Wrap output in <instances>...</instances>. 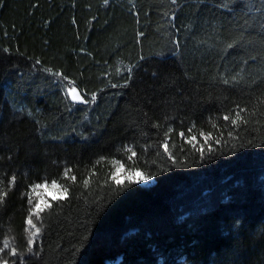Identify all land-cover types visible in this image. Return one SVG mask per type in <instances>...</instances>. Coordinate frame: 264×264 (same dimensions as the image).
Masks as SVG:
<instances>
[{"label":"trees","instance_id":"1","mask_svg":"<svg viewBox=\"0 0 264 264\" xmlns=\"http://www.w3.org/2000/svg\"><path fill=\"white\" fill-rule=\"evenodd\" d=\"M0 180L25 264H264V0H0Z\"/></svg>","mask_w":264,"mask_h":264},{"label":"snow or ice","instance_id":"2","mask_svg":"<svg viewBox=\"0 0 264 264\" xmlns=\"http://www.w3.org/2000/svg\"><path fill=\"white\" fill-rule=\"evenodd\" d=\"M105 3H107V0H105ZM172 3H176V0H172ZM231 46L232 45H229V47H231ZM128 71H129V73H131L132 69L129 68ZM55 75L61 76L60 73H55ZM129 79H130V77H129ZM225 82L227 83V81H225ZM69 83L71 86L68 88L67 95L71 97L73 102H79V103H84V104L90 102V101L86 100L80 92L77 91L76 86L72 82H69ZM112 86L117 87L118 85L113 84ZM95 99H96V96L93 95L91 97V101L94 102ZM243 111H244V109H241L240 112L236 113L235 119H231V123L233 125L238 126L239 123H247V121L244 120V118L240 114ZM224 119L229 120L230 117L226 115L224 117ZM180 135L183 137L184 133H180ZM201 135L204 136L205 142H207L208 139L211 138L210 134L201 133ZM195 139H196V137L192 136V137L187 139V142L192 143V141H194ZM163 147H164L165 152H168V145H167L166 141H165ZM128 151L131 152V156L129 157V159L136 156V152L133 151L131 148H129ZM169 156L171 158V153H169ZM113 163L117 164L118 167H116L115 172L112 174V179L115 181L116 184L119 185L122 183V181L119 178L118 174L121 172L124 165L120 164L119 161H114ZM69 172H71V169H67L64 172V178H69ZM132 175L139 176L141 174L139 172H135V173H132ZM70 178L72 181L76 180L75 176H71ZM15 180H16V177H15V175H13L9 181V184H8L9 190H11L14 187ZM83 183H84V186L87 187L89 180L85 179L83 181ZM2 184H3V181L0 180V185H2ZM48 187H49V185L47 183L35 184L32 186L31 192L27 194L28 198H29L28 203H29L30 207H29V215L26 217V220H25V223L27 225L25 231L28 234V236H27V251L29 253L33 252V246L36 244V241H37V239L40 236L41 231H42L41 227H38L37 224L34 222L33 217H35L37 221L41 220L40 214L45 211V207H47L49 209L52 207V204L48 203L43 198H40L35 203H33L32 195L34 193H36V191L38 189H46ZM50 187L52 189H62L61 196H65L68 193V188L59 184L55 180H53L51 182ZM7 195H8V192L4 191L3 188L0 187V205H2L5 202ZM6 250L8 251L9 256L19 258V264H25V260L22 256L19 255V252H18L17 248L15 247L13 240L3 239L2 246H0V254L4 253ZM36 254L38 255L39 253L37 252ZM0 264H17V261L16 260L10 261L8 258L0 256Z\"/></svg>","mask_w":264,"mask_h":264},{"label":"rangeland","instance_id":"3","mask_svg":"<svg viewBox=\"0 0 264 264\" xmlns=\"http://www.w3.org/2000/svg\"><path fill=\"white\" fill-rule=\"evenodd\" d=\"M116 167H118V165ZM116 167H115V170H116ZM135 172H139V171H134L133 173H135ZM140 174L141 175H139V176L132 175V173L127 174L122 169L118 175H119V178L121 179V181H123L126 178H130L135 183H137L138 185H141V186L148 187V186H151L153 184L152 179L145 177L142 173H140ZM48 185H49L48 188L38 189L36 191V193H34L32 195L36 201L39 200L40 198H43L45 201H47L49 203L51 200H56V199H60V198L64 197V196H61L62 189H52L50 187L51 184H48Z\"/></svg>","mask_w":264,"mask_h":264},{"label":"water","instance_id":"4","mask_svg":"<svg viewBox=\"0 0 264 264\" xmlns=\"http://www.w3.org/2000/svg\"><path fill=\"white\" fill-rule=\"evenodd\" d=\"M69 98H70V100H71L72 103L79 104V105L80 104H83V103H79V102H73L70 96H69Z\"/></svg>","mask_w":264,"mask_h":264}]
</instances>
